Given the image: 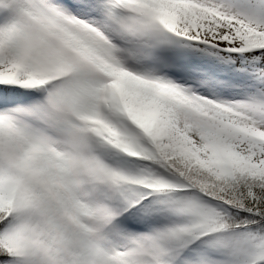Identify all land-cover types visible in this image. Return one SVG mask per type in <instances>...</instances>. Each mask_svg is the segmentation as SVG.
Instances as JSON below:
<instances>
[{"label":"snow or ice","instance_id":"6c2138e0","mask_svg":"<svg viewBox=\"0 0 264 264\" xmlns=\"http://www.w3.org/2000/svg\"><path fill=\"white\" fill-rule=\"evenodd\" d=\"M0 264H264V0H0Z\"/></svg>","mask_w":264,"mask_h":264}]
</instances>
